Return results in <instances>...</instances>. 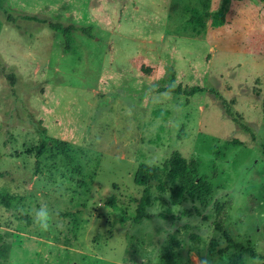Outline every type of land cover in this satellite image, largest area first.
I'll return each instance as SVG.
<instances>
[{"label":"rangeland","instance_id":"obj_1","mask_svg":"<svg viewBox=\"0 0 264 264\" xmlns=\"http://www.w3.org/2000/svg\"><path fill=\"white\" fill-rule=\"evenodd\" d=\"M41 128L70 163L52 144L35 156ZM173 151L211 185L205 204L133 184ZM0 191V264H264V1L0 0ZM224 202L234 248L213 227Z\"/></svg>","mask_w":264,"mask_h":264},{"label":"trees","instance_id":"obj_2","mask_svg":"<svg viewBox=\"0 0 264 264\" xmlns=\"http://www.w3.org/2000/svg\"><path fill=\"white\" fill-rule=\"evenodd\" d=\"M223 3H227L228 0H222ZM233 1H240V0H233ZM259 2H263L264 0H257ZM217 17H215L211 24L213 27H219L223 23V14L222 11H219ZM9 19V17H7ZM25 20L30 21H39V19H36L34 17L29 16H23L22 17ZM10 20V19H9ZM196 21H199V19H196ZM43 22V21H42ZM48 29L55 32L60 33V35L63 36L65 39V45L67 47L68 44L71 43V39L69 36V27H62L60 24H47ZM90 27L86 28H79V31H81L83 34L87 35L89 34ZM67 49H64L66 51ZM172 80V78H170ZM170 85H167L165 87H161L158 89V92H165L169 89ZM203 89L199 87H193L189 89L188 91L183 90L182 92L186 96L193 95L196 92H201ZM179 87H175L171 90V94H179ZM215 97H218L217 94H214ZM225 115L231 119V122L235 124V126L245 132L248 133L250 138H253V135L251 134L248 127L242 125L239 123L233 115L230 113L227 106H225L224 109ZM38 136H39V148L36 151L35 156L39 157L46 149V147L49 146V144H52L54 148H56V151L64 158V160L67 163H70V158L66 155V145L62 142H56V141H50L46 137V133L44 129L38 130ZM132 182L137 187H146L150 182L156 183V190L159 192H163L165 190V185L168 186V192H169V200L172 205L179 204L182 200L185 198L188 199H194L200 204H205L206 199L210 196L212 192V187L207 182L202 181L197 176V163L190 159L186 160L183 157L180 156L179 153L173 151L170 153L168 159L163 162L162 166L160 168L158 167H152L145 164H138L135 168ZM14 200V197L0 191V204L8 208L11 201ZM108 202L110 207L113 210V215L115 216L116 220L119 223H124L127 221V218L125 216V212L116 207L114 205V201L112 197L108 198ZM147 190H143L142 195L139 199L138 207L141 209L143 206L147 204ZM228 207V203H216L213 207V215H214V221H213V227L215 231L219 232L226 242L225 248H234L235 245L232 243L229 235L224 230L225 222H226V209ZM139 221L138 218H133L132 222L137 223ZM1 239V237H0ZM174 241H172L171 244ZM2 254V252H0ZM4 255V254H3ZM2 255V256H3ZM174 255L171 254L167 256V259L170 261H173ZM164 264H167L164 261ZM170 264H176L175 262H172Z\"/></svg>","mask_w":264,"mask_h":264},{"label":"clouds","instance_id":"obj_3","mask_svg":"<svg viewBox=\"0 0 264 264\" xmlns=\"http://www.w3.org/2000/svg\"><path fill=\"white\" fill-rule=\"evenodd\" d=\"M174 87V84L170 85L169 89L162 95L169 96ZM30 212L33 217V223L38 225L41 232H47L50 230V227L52 226V214L47 206L41 204L39 207H33Z\"/></svg>","mask_w":264,"mask_h":264}]
</instances>
